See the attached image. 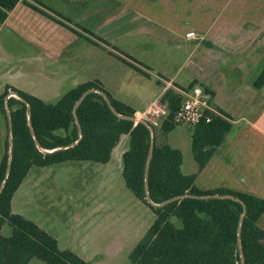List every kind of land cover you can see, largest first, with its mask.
<instances>
[{
  "label": "rangeland",
  "instance_id": "rangeland-1",
  "mask_svg": "<svg viewBox=\"0 0 264 264\" xmlns=\"http://www.w3.org/2000/svg\"><path fill=\"white\" fill-rule=\"evenodd\" d=\"M30 1L87 35L90 34L82 27L97 33L96 26L102 25V21L112 14H122L116 18H124L126 21L119 25L111 21L109 24L111 27L106 24L99 29L106 32L110 39L119 37L117 41L111 43L104 37L105 35L97 33L109 43L91 36L99 44L88 41L72 45L74 42H71L60 53L56 51L57 54L54 56L48 52L47 47L40 46L39 41H33L35 36L26 28L21 32L24 28L17 23L24 18L23 23L35 35L40 34V29L43 28L40 19L45 21V33L55 34L56 29L59 31L63 28L48 17L42 18L40 12H31L21 4L17 12L11 14L9 23L0 30V93L6 84H10L45 101H55L77 84L97 77L106 84L113 96L125 98L119 93V89L126 85L134 91L132 97L126 98L127 102L143 108V104L149 98L155 97L158 87L153 80L139 75L121 60L108 55L111 51L122 54L118 49L125 50L138 60L152 62L156 71L164 69V73L168 75L179 71L178 79L185 83V87L194 80L188 82V71L184 66L193 41L184 40L179 44L168 41L170 31L176 30L179 18L188 16L183 13L186 0H124L130 2L129 7L125 3H120L121 0ZM168 1L171 3L168 4ZM202 1L210 9L201 11L198 20L196 17H186L189 26L201 31V23L211 24L210 26L219 31L221 39L219 43L222 46L230 45L244 49L260 42L264 45V0ZM125 7L126 10L122 13ZM170 12H174L175 15L169 14ZM164 14H168L169 18ZM213 16L217 19L213 20L215 18ZM34 17L39 18L36 21ZM186 31V28L181 27L178 33L185 36ZM71 34L69 32L65 38H70ZM196 37L195 35L197 43L201 39ZM51 41L54 39L48 35L46 43ZM211 46L216 47L213 44ZM256 65L257 63L252 64L247 75L251 84L264 65V54ZM144 68L151 73L156 83L157 79L164 81L165 77L161 74L156 73V76L152 70ZM256 89L259 95L254 108L261 106L264 110V86ZM166 112L155 118L154 132L158 140L162 139L160 122ZM136 117L142 118L139 115ZM239 118L236 116V119ZM246 125L248 129L244 137L251 143L232 149L229 153H220L202 176L206 180L205 183L230 182L231 179L219 173L216 161L222 157L225 160L223 163L227 164V160L231 159L230 155L238 152L252 156L253 162L257 152L259 160L255 165L256 174L264 172V146L254 147L252 143L256 141L255 128L252 123ZM0 126L1 133L4 134V118L1 113ZM177 126L178 128L169 135L168 141L171 145L183 149L185 157L183 170L188 172L189 166L196 163L191 150L190 134L187 125ZM238 143L240 144V141ZM129 145L130 136L122 135L107 163L69 160L46 166H33L14 195L13 211L37 222L58 240L61 248L71 249L91 264H128L130 253L155 219L151 208L138 199L126 185L122 173L123 153ZM228 166L234 170L236 164L232 162L228 163ZM263 172H260L258 177L263 176ZM262 196L264 197V193ZM259 223L264 227V214ZM11 231L12 227L6 223L3 227L4 234L9 235ZM29 264L47 263L39 258H33Z\"/></svg>",
  "mask_w": 264,
  "mask_h": 264
},
{
  "label": "trees",
  "instance_id": "trees-1",
  "mask_svg": "<svg viewBox=\"0 0 264 264\" xmlns=\"http://www.w3.org/2000/svg\"><path fill=\"white\" fill-rule=\"evenodd\" d=\"M22 0H0V28L9 12ZM31 7L45 13L89 42L99 44L91 36L106 39L92 29L82 27L86 33L75 29L64 20L29 0ZM80 26L79 23H77ZM118 49V48H117ZM111 51L117 58L147 77H152L144 67H151L132 55ZM132 60H130V59ZM200 84L213 99L215 92L207 84L194 79L188 87ZM255 88L264 86V65L253 80ZM184 89V87H182ZM89 92L76 107L82 137L77 144L44 153L36 144L29 114L40 144L47 149L69 145L80 137L74 106L82 94ZM15 92L18 96L10 95ZM106 94L117 112L110 107ZM184 94L169 87L160 101L167 112L160 122L162 139L152 133L156 124L140 119L135 121L136 109L115 98L98 78L77 84L55 101L27 93L6 84L0 93V113L4 118L5 133L0 126V264H29L39 258L47 264H91L68 248H61L58 240L34 220L14 212V195L33 166H46L69 160L107 163L122 135L130 136V145L123 153L122 173L127 187L155 214V219L142 239L129 255L128 264H264V227L259 223L264 214V197L229 187L203 189L196 183L200 171L216 151L226 143L233 128V116L216 105L217 111H208L210 121L191 126L189 134L196 169L184 172V153L168 141L170 132L178 125L177 112ZM9 108V110H8ZM13 150L10 162V136ZM153 141L152 158L148 171L151 197L161 202L183 195L162 206L147 199L146 168ZM227 195V196H226ZM12 227L11 234L3 232L4 225Z\"/></svg>",
  "mask_w": 264,
  "mask_h": 264
},
{
  "label": "crops",
  "instance_id": "crops-1",
  "mask_svg": "<svg viewBox=\"0 0 264 264\" xmlns=\"http://www.w3.org/2000/svg\"><path fill=\"white\" fill-rule=\"evenodd\" d=\"M186 2H187L185 5L186 7L183 13H186L188 16H184L185 18L184 17L179 18L178 24L177 26H175L176 30L170 31L171 34L169 35L168 41H171V43H177V44L183 43L184 40L193 41L192 49L184 61L185 63L184 66L186 70L188 71V82H190L193 79H198L201 82L209 85L215 92V95L213 99L211 100L213 107L216 109V105H217L218 107L223 108L225 111L231 114L233 116L232 121L234 124L232 130L227 135L226 143L222 145L216 151V153L212 156L208 164L204 167L202 171H200V173L198 174L196 178V183L198 186H200L203 189H210V188L223 186V187H229V188H233L237 190L251 192L259 196H262V194L264 193V175L261 177H258L259 173L260 172L262 173L263 171H260L258 174H256L255 165H257V161L259 160V157H258L259 154L257 152L255 153L256 158H254V162L252 160V156L250 157V155L246 156L239 152L230 155L231 159L227 161L228 163L232 164L233 162L236 164V167L234 170L232 168L231 169L229 168L228 163L227 164L223 163L225 160L222 157L219 161H216V166L219 169V173L224 174L227 179H231L230 182L223 181L220 184L219 182L215 184H209V183H205L206 180L202 176L205 174L208 168L213 164L214 160L217 158V156L220 153H224V154L229 153L230 151H232V149H238L241 145L251 143L249 142L247 138L244 137L248 129L246 125L247 123H252L253 127L255 128L254 132L256 133L255 134L256 137L254 138L256 139V141H254L255 143H252L254 147L263 148L264 146V139H263L264 137V110L261 109V106L260 107L256 106V109L254 108V103H255V100L257 99V96L259 95V91L249 82V79L247 78V75L249 74L251 70L252 64L257 63L258 65V61L261 59V57H263V54H264L263 46L264 45L262 42H260L257 44H253L252 47L244 48V49H239V48L237 49L230 45L222 46L219 43L221 41V39H219V31H217L216 28H214V26H210L211 24L209 23H206V24L201 23L202 27L200 28L201 31H199L198 29H195L194 27L189 26L190 24L189 20L186 19V17L192 16L194 18L196 17L195 19L198 20L201 17V15H199L201 11H206V9H210L206 5V3H204V1L202 0L200 1L186 0ZM42 3L44 5V2ZM120 3H125L126 6L128 7L130 6V2H127L124 0H121ZM170 3L171 2L168 1V4ZM21 4H24L25 7L28 8V10H31V12L32 11L35 13L40 12V16H42V18L48 17L49 19H51L52 21H55V23L59 24L63 28L62 30H59V31L56 29L54 31L56 32L55 34L45 33L46 31L45 30L46 28H44L45 21H43V19H40L41 24L43 25V28L40 29V34L35 35L34 32L30 28H28L25 23H23L24 18H21V21H20L21 23L20 22L17 23L19 26L21 25V27L24 28L23 31L21 32H24L26 28L28 32L32 33L31 34L32 36H35L34 38L35 40L34 39L32 40L35 42L36 40L39 41L38 44H40V46L47 47L48 52H50L51 54L53 53L54 56L57 54L56 51L60 53L71 42H74L72 45H78V44H83L84 42H88V40L86 41V39L80 36L77 32L73 31L72 29L68 28L67 26L58 22L52 17L46 15L45 13L31 7L30 5L26 4L23 0L20 1L12 11L9 12L7 19L4 22V24L1 26L0 30L3 28V26H6L9 23V20L11 19V14L16 13L17 10L21 7ZM125 10H126V7L122 9L121 12L124 13ZM169 14L175 15L174 12H170ZM120 15L122 14H112L109 17H107V19L102 21L103 22L102 25L96 26L95 29L98 30V31L96 30V32L102 36L105 35L104 37L107 38L111 43L112 41L119 40V37L110 39L107 36L108 34L106 32H103L102 30L100 31L99 29H101V27L106 24L109 25L111 21L118 25L125 22L126 19L124 18H116V17H119ZM164 16L169 18L168 14H164ZM216 16H213L215 17L213 18V20L217 19ZM34 18H36V21H37L39 17H34ZM128 18H132V17H128ZM109 26L111 27V25ZM181 27H184L187 29L185 36H180L178 33L179 28ZM190 31H194L195 35L197 36L196 38H200L201 40L197 41L196 43L195 38H194L195 35L194 36L187 35V33ZM69 32L72 33L71 34L72 36L66 39L65 37ZM154 32L157 33L155 30ZM228 32L231 33V31H228ZM48 35L52 36L54 39V41H51V43H46L48 41ZM149 35L151 34L149 33ZM212 44L216 45V47L211 46ZM100 50L102 51V49ZM123 51L125 52V50ZM108 55L113 56L116 59L120 60L112 53H108ZM196 55L198 57H196ZM228 59L230 60L228 61ZM139 61H142V60H139ZM144 63L151 67L150 70H152L154 75L157 76L156 73H159L161 74V76H164L165 77L163 78L164 81L162 82L159 79H157L158 83H156V81L154 80L155 78L147 77L143 75L142 73L138 72L137 70H135L134 68L130 67L126 63L125 64L129 68L133 69L139 75L154 81V84L158 87V89L156 90L155 97L152 96V98H149L145 102V104H143V108H141L142 106L141 107L132 106L131 104H129V102H127L126 98L132 97L131 95L134 93V91H132L126 85L119 89V93L123 95V97L125 98H121V96H116V95L114 97L134 107L136 109V115H139L140 117L155 123V118L158 115L163 114L167 111L165 104H163L160 101V98L162 94L165 92V90L169 87H173L178 91H181L187 88L184 86L185 83L181 82L178 79L180 75L179 71H176L172 75H168L164 73L165 71L164 69L156 71L155 68L153 67L152 62L151 63L144 62ZM95 78H89V79H95ZM102 83L107 89L106 84L103 81ZM182 87H184V89ZM260 98L258 101H260ZM235 115L240 118L236 119ZM187 126H188L187 130L190 131L191 126L189 125ZM177 128L178 126H176L170 132V134L174 132L175 129ZM243 139L245 141L241 142V140ZM239 141H240V144L238 143ZM190 143H191V140H190ZM175 147L181 148L180 146H175ZM184 165H185V157H184V162L182 164V169ZM189 169L190 170H188V172L194 171L196 169V163L193 164V166L192 165L189 166ZM238 178H241V180H238ZM200 180L204 182H200Z\"/></svg>",
  "mask_w": 264,
  "mask_h": 264
},
{
  "label": "built area",
  "instance_id": "built-area-1",
  "mask_svg": "<svg viewBox=\"0 0 264 264\" xmlns=\"http://www.w3.org/2000/svg\"><path fill=\"white\" fill-rule=\"evenodd\" d=\"M194 36V31L187 33ZM184 100L177 112V121L195 126L202 121H210L211 115L208 111H217L211 101V94L206 92L200 84H195L187 89L181 90Z\"/></svg>",
  "mask_w": 264,
  "mask_h": 264
},
{
  "label": "water",
  "instance_id": "water-1",
  "mask_svg": "<svg viewBox=\"0 0 264 264\" xmlns=\"http://www.w3.org/2000/svg\"><path fill=\"white\" fill-rule=\"evenodd\" d=\"M91 91H93V89H88L87 91H85V92L82 94V96L80 97V99L77 101V103L75 104V106H74L75 117H76V120H77V122H78L79 129H80V137H79L76 141L70 143L69 145L60 146V147H57V148H54V149H47V148H44V147L40 144V142H39V140H38V138H37V135H36L35 130H34L33 125H32L31 115L29 114V125H30V127H31V130H32V133H33L34 139H35V141H36V144L38 145V147H39V149H40L41 151H43L44 153L52 152V151H54V150L61 149V148H66V147H68V146H73V145H75V144L78 143V141H79L80 138L82 137V128H81V125H80V123H79V119H78L77 112H76V107L78 106L79 103L82 102V100L85 98V96H86L89 92H91ZM10 95L18 96L15 92H11ZM104 96H105V98L107 99V101H108V103H109L111 109H112L116 114L122 116L121 114H119V113L117 112V110H116V108L114 107V105L112 104L110 98H109L106 94H104ZM8 110H9V108H8ZM133 119H134L135 121H139V120H140V119H138L136 116L133 117ZM141 119H142V118H141ZM190 128H191V127H190ZM151 130H152V133H154V128H153V127H151ZM12 150H13V140H12V135H11V136H10V162H11V158H12ZM152 152H153V141H152L151 151H150V155H149L148 162H147V168H146V193H147V199H148V201H149L151 204H153V205H155V206H162V205L168 203V202L171 201V200H174V199H177V198H181V197H183V195H178V196L172 197V198H170V199H167V200H164V201H161V202H157V201H155V200L151 197L150 192H149V186H148V171H149V164H150V161H151V158H152ZM5 182H6V178L4 179V181H3V183H2V185H1V187H0V192H1V190H2V188H3V186H4V184H5ZM226 196H227V195H226ZM243 216H244V215H243ZM243 216H242V218H241L240 226H239V245H240V249H241L242 264H244V254H243L242 244H241V225H242V219H243Z\"/></svg>",
  "mask_w": 264,
  "mask_h": 264
}]
</instances>
